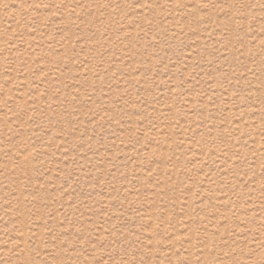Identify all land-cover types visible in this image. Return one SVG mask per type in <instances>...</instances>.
I'll use <instances>...</instances> for the list:
<instances>
[{"label": "rangeland", "instance_id": "rangeland-1", "mask_svg": "<svg viewBox=\"0 0 264 264\" xmlns=\"http://www.w3.org/2000/svg\"><path fill=\"white\" fill-rule=\"evenodd\" d=\"M0 264H264V0H0Z\"/></svg>", "mask_w": 264, "mask_h": 264}]
</instances>
